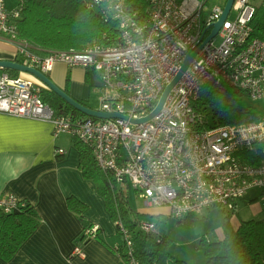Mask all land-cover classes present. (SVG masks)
Instances as JSON below:
<instances>
[{
  "label": "built area",
  "instance_id": "obj_1",
  "mask_svg": "<svg viewBox=\"0 0 264 264\" xmlns=\"http://www.w3.org/2000/svg\"><path fill=\"white\" fill-rule=\"evenodd\" d=\"M144 10L126 0H85L87 9L115 21L113 43L93 41L79 49L34 51L18 36L19 11L0 0V35L11 41L21 63L48 73L57 62L96 74L101 94L98 111L128 118L146 116L165 86L179 71L185 54L210 33L223 7L208 0H146ZM264 0H234L217 34L195 55L171 89L160 112L147 122L74 116L51 107L41 97L43 84L0 71V113L46 120L53 137L65 134L87 146L98 168L126 195L132 188L146 206L166 207L176 220L204 209L231 211L248 194L264 202V161L251 164L239 153L264 143V113L257 121L200 127L203 114L195 103L202 87L229 83L251 99L264 98V41L252 36L250 21ZM234 12L232 18L230 13ZM220 38L215 44L216 37ZM96 110V109H94ZM62 148L56 154H63ZM24 200L0 194V210L9 213ZM116 253L129 264L133 239L121 220ZM156 223L141 220L142 234L155 232ZM99 226L82 230L74 255L84 257L82 242L97 237Z\"/></svg>",
  "mask_w": 264,
  "mask_h": 264
},
{
  "label": "trees",
  "instance_id": "obj_2",
  "mask_svg": "<svg viewBox=\"0 0 264 264\" xmlns=\"http://www.w3.org/2000/svg\"><path fill=\"white\" fill-rule=\"evenodd\" d=\"M19 11L17 20L18 36L28 41L31 48L39 53L57 49H79L87 43L97 41L113 43L117 40L118 30L115 21L104 20L94 10L87 9L85 0H17ZM127 4L137 10H144L146 0H126ZM252 36L264 41V8L257 7L250 21ZM11 76L18 71L5 69ZM68 81V77H66ZM39 82V81H38ZM67 92V89H63ZM41 97L51 107H64L65 113L82 116L69 106L53 91L43 85ZM247 97L246 92L229 84L214 85L209 83L202 87L195 107L203 114L200 127L209 128L228 124H239L257 121L260 112L250 105L239 104ZM264 113V112H263ZM75 145L79 150L78 167L82 176L92 180L97 193L103 198L105 207L114 222L116 233L122 234L116 225L121 220L130 232L133 243V256L140 264H186L171 257L163 246L167 237L157 230L150 234H142L138 225L141 214L133 212L127 206L126 195L117 187L105 171L97 167L91 150L78 140ZM242 161L259 164L264 161V143L255 145L250 151L239 153ZM258 194L252 196L247 203L260 201ZM67 207L80 215L84 205L73 198L67 199ZM237 204L231 211L221 210L223 239L210 240L208 235L199 238L206 256L204 264H264V209L263 216L247 220H239L234 227L231 222L237 214ZM160 219L161 215H156ZM207 218V216H202ZM196 214L176 220L192 223ZM41 222L37 210L24 200V205H17L9 213L0 210V259L8 260L18 250L26 238ZM137 229V231H133ZM116 252V249L113 248ZM123 257L125 255L121 253ZM126 258V257H125Z\"/></svg>",
  "mask_w": 264,
  "mask_h": 264
},
{
  "label": "crops",
  "instance_id": "obj_3",
  "mask_svg": "<svg viewBox=\"0 0 264 264\" xmlns=\"http://www.w3.org/2000/svg\"><path fill=\"white\" fill-rule=\"evenodd\" d=\"M3 1L7 9L16 7L17 0ZM0 60L22 62L15 45L2 35ZM50 74L49 78L58 87L66 88L67 94L85 106L89 107L92 92L101 94L98 77L90 70L57 62ZM17 75L33 81L26 73ZM52 131L49 121L0 113V194H12L28 201L41 217L39 225L15 254L8 260L0 259V264H129L113 250L115 245H121V238L95 183L82 176L75 140L65 134L53 137ZM57 148H62L64 153L56 154ZM252 196L241 202L247 204ZM68 198L84 205L80 215L67 207ZM251 206L249 218H254L260 214V205ZM160 210L159 213H137L146 217L141 220H153L156 215L168 214L167 208ZM239 220L237 214L233 215L232 225L236 227ZM92 224L99 226L97 237L82 242L84 257L74 255L73 247L80 243L82 230ZM214 236L223 239L221 226Z\"/></svg>",
  "mask_w": 264,
  "mask_h": 264
},
{
  "label": "rangeland",
  "instance_id": "obj_4",
  "mask_svg": "<svg viewBox=\"0 0 264 264\" xmlns=\"http://www.w3.org/2000/svg\"><path fill=\"white\" fill-rule=\"evenodd\" d=\"M225 2L226 0H208L207 4L209 6L218 4L219 6L223 7L225 5ZM233 15L234 12L232 11L229 17L232 18ZM219 42H220V38L217 36L214 40V43L219 44ZM20 61L22 60L20 59ZM45 74H47L48 77L51 78L50 72ZM26 75L29 76V78L34 82H38V80L33 76L28 74ZM98 96L99 95L95 94L94 92H92L90 96L91 98L88 105L92 109L98 110L99 108ZM239 104L250 105L254 107L257 111H259L260 114L264 112V98L251 99L249 97H244L239 101ZM263 203L264 202L262 201H256V202L244 204L243 202L238 201L237 216H239L241 220L252 219L249 218L251 217L250 206L253 204H259L260 214L253 217L254 218H259L260 216L262 217L263 209H264ZM127 206L133 212H144V213L145 212L159 213V211H162L160 209L166 208V207L164 208V207L145 206L143 201L137 197V193L132 188L128 189ZM221 210L222 208H213V209H204L200 212H197L196 213L197 218L192 223L187 221H182V223L177 224L176 219L167 216L168 214H166V216L161 217L160 219L154 218L152 221L156 223L157 231L167 237V244L163 246L165 252H167L174 259L181 260L186 264H204L206 261V256L203 253V245L199 244L198 241L201 236L206 234L211 240L217 238L214 236V233L221 226V221H222ZM202 216L205 217L207 216V218H203ZM141 218H146V217L141 216ZM133 231L135 232L137 231V229H134Z\"/></svg>",
  "mask_w": 264,
  "mask_h": 264
},
{
  "label": "water",
  "instance_id": "obj_5",
  "mask_svg": "<svg viewBox=\"0 0 264 264\" xmlns=\"http://www.w3.org/2000/svg\"><path fill=\"white\" fill-rule=\"evenodd\" d=\"M234 0H226L225 5L223 6L222 14L220 15L219 19L214 22L213 27L210 31V33L202 40V42L197 46L194 50L188 51L182 61V64L180 66L179 71L176 73V75L173 77V79L170 81L169 84H167L161 93L157 104L155 107L144 117L138 118V119H132L128 118L124 114L116 113V112H103V111H98L94 110L92 108H89L88 106H85L81 104L80 102L76 101L74 98H72L69 94L64 92V90L60 87H58L46 74L41 72L40 70L29 66L25 65L23 63H20L15 60H0V69H11L15 70L18 72L26 73L34 78H36L41 84H43L47 89L53 91L55 94H57L61 99H63L69 106L77 110L79 113L85 116H90V117H95V118H101V119H108V118H124V119H129L130 122L132 123H142V122H147L149 121L152 117L157 115L164 102L166 101V98L168 94L170 93L171 89L174 87V85L178 82L180 77L182 76L183 72L187 69L195 55L199 52V50L211 39L213 38L219 28L222 25V22L228 15V12L231 8V5Z\"/></svg>",
  "mask_w": 264,
  "mask_h": 264
}]
</instances>
